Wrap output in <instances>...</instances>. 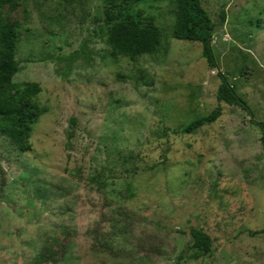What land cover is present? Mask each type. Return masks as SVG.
Masks as SVG:
<instances>
[{
  "label": "rangeland",
  "instance_id": "374dc122",
  "mask_svg": "<svg viewBox=\"0 0 264 264\" xmlns=\"http://www.w3.org/2000/svg\"><path fill=\"white\" fill-rule=\"evenodd\" d=\"M201 5L216 67L173 37L176 0H0L13 81L46 108L27 150L0 135V264H264L263 131L216 96L222 73L264 122V0ZM121 8L159 27L154 53H113ZM193 229L212 240L196 259Z\"/></svg>",
  "mask_w": 264,
  "mask_h": 264
},
{
  "label": "trees",
  "instance_id": "16d2710c",
  "mask_svg": "<svg viewBox=\"0 0 264 264\" xmlns=\"http://www.w3.org/2000/svg\"><path fill=\"white\" fill-rule=\"evenodd\" d=\"M138 2L139 0H135ZM176 21L173 27V37L181 40L199 41L203 45V56L208 63L216 67L217 62L213 52L212 38L215 25L201 5V0H176ZM108 43L114 54L135 58L154 53L162 43V33L159 27L148 18L141 21L129 8L105 11ZM74 56V54H73ZM18 71L16 60V34L7 24L0 25V135L9 137L20 150L30 146L28 137L33 124L46 111L33 101L40 91L37 83H16L13 77ZM222 82L217 91V100L238 105L252 118L251 122L258 124L263 131L264 122L254 120V112L249 103L231 85L227 77L219 73ZM221 115L218 106L214 111L191 121L180 132L195 133L199 128L208 125ZM194 243L187 249H195L193 253H182L180 258L187 255L199 258L212 251V240L204 232L193 229Z\"/></svg>",
  "mask_w": 264,
  "mask_h": 264
},
{
  "label": "water",
  "instance_id": "95a60500",
  "mask_svg": "<svg viewBox=\"0 0 264 264\" xmlns=\"http://www.w3.org/2000/svg\"><path fill=\"white\" fill-rule=\"evenodd\" d=\"M216 30V29H215Z\"/></svg>",
  "mask_w": 264,
  "mask_h": 264
}]
</instances>
